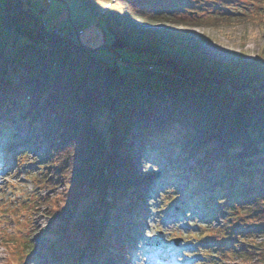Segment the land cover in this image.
I'll return each mask as SVG.
<instances>
[{
  "label": "trees",
  "instance_id": "16d2710c",
  "mask_svg": "<svg viewBox=\"0 0 264 264\" xmlns=\"http://www.w3.org/2000/svg\"><path fill=\"white\" fill-rule=\"evenodd\" d=\"M189 1L113 2L131 14L158 20L186 10ZM214 2L221 11L207 24L237 19L225 2ZM102 21L105 39L120 36L119 24L105 15ZM11 26L13 37L5 48L0 31V147L4 152L13 146L23 150L18 127H32L33 141L45 143L38 158L47 169L35 179L36 187L64 186L62 195L47 203L45 235L54 264H108L115 251L117 264H125L137 236L131 223H144L147 207L154 208L149 194L156 185H162L158 192L168 191L165 206L161 204L167 209L178 201L187 209L211 211L219 203L237 215L231 240L228 229L223 230L228 224L204 229L206 243H214L206 252L219 258L212 263L230 264V245L239 248L234 255L246 257L231 264H264V243L258 248L239 239L242 228L249 233L264 228V47L244 81L234 74L235 64L197 54L187 71L223 84L189 75L165 84L148 75L151 68L172 71L150 48L129 43L125 54L115 51L117 60L111 62L66 38L64 28V36L55 34L42 17L22 6L11 14ZM112 45L106 41L104 47ZM159 102L171 107L168 116L157 115ZM132 148L143 159L142 173L134 166ZM208 183L213 188L204 191ZM10 210L18 217L20 208ZM109 213L117 232L113 224H105ZM8 238L5 247L14 264L23 247L34 252L33 243L23 245L11 234Z\"/></svg>",
  "mask_w": 264,
  "mask_h": 264
},
{
  "label": "rangeland",
  "instance_id": "374dc122",
  "mask_svg": "<svg viewBox=\"0 0 264 264\" xmlns=\"http://www.w3.org/2000/svg\"><path fill=\"white\" fill-rule=\"evenodd\" d=\"M113 1L115 0H53L51 3H42L38 0L31 2L0 0V31L4 36L3 46L4 48L9 46V40L13 37L11 14L22 6L25 9L30 8L35 15L42 17L49 28L54 26L64 28L66 38L82 42L111 62L117 60L115 51L125 54L124 48L129 43L142 49L150 48L151 51H156L167 62L166 64L170 65L172 71L163 73V69L151 68L148 75L165 84L180 81L184 75H189L191 79L199 77V81L203 83L223 84V80L201 77L187 71L188 63L197 62L196 57L200 55L210 61L235 64L234 74L244 81L250 65L257 62V57L264 47V0H219L232 9L237 19L215 25L206 23L212 21L210 16L221 11L214 0H190L186 10L178 11L168 19L158 20L144 19L119 9ZM255 12H259L258 17L250 18ZM222 13H228V10L224 9ZM101 15L108 16L121 26L120 36L111 35V38L107 36L105 39V33L108 35V32L105 31V23L103 21L99 23ZM77 32L81 34L78 35ZM116 40L123 42V48L113 49V45L110 46L112 48L104 47L106 41L114 44ZM6 53L10 51L7 50ZM156 111L157 115L168 116L171 107L166 102H159ZM16 133L23 140V147L26 146L25 150L21 151L26 156L24 157L25 154L16 150L14 146L10 152L4 155L0 153V236L4 231L8 233L5 239L0 240V264H8L10 259V252L5 247L9 234L20 239L23 245L33 243L35 246L33 253L23 247L18 253L16 264L28 262L54 264L55 259H51L48 251L51 244L45 235V229L50 224L46 212L47 203L58 199L64 192V186L41 190L36 187L35 179L41 176L42 170L47 169V165L42 164L38 158L39 152L45 149V143L37 145L33 141V144H29L34 135L32 127L27 129L18 127ZM130 156L136 170L142 173L145 164L138 149L132 148ZM20 157H24L22 164L18 162ZM40 166L43 169H40ZM161 186H156L149 194V201L155 206L146 216L149 229L144 232L137 223H131L134 228L139 229L138 244H134L138 250L136 253L126 254L125 264H214L211 262L212 259L219 261V258L213 254L209 255L205 250L214 243H206L207 235L204 229L210 226L219 228L228 224L223 230L228 229L226 237L231 240L237 215L231 216L229 209L219 203L215 204L216 209L211 211H197L195 210L198 209L197 206L196 208L189 206L187 209L178 201L173 202V207L167 209L164 207L163 198L168 191L158 192ZM212 188L213 184L208 183L203 190L210 191ZM147 203L148 201L145 202L146 205ZM176 205L178 208L174 209ZM14 206L20 208L18 217L10 210L14 209ZM241 211L244 212L245 209ZM252 220L253 218L249 220L251 225ZM105 224H113L117 232L118 225H115L110 213L105 219ZM242 229L245 233L239 239L244 243L259 245L258 248L264 246V228L253 233H249L246 228ZM177 237L182 238L178 244L175 243ZM60 239L61 235L57 240ZM244 243L239 244L240 247ZM260 243L263 246H260ZM234 249L239 248L228 245L226 251L232 257L227 259L230 264L234 260L240 262L245 257L240 253L234 255ZM220 250L219 252L222 251ZM118 255L116 251L110 253L109 264H115ZM33 256L34 259L31 260Z\"/></svg>",
  "mask_w": 264,
  "mask_h": 264
},
{
  "label": "built area",
  "instance_id": "2783aa9c",
  "mask_svg": "<svg viewBox=\"0 0 264 264\" xmlns=\"http://www.w3.org/2000/svg\"><path fill=\"white\" fill-rule=\"evenodd\" d=\"M41 2H44V3H51L53 0H39ZM53 32L60 35V36H64V32L63 30L57 28V27H54L53 28Z\"/></svg>",
  "mask_w": 264,
  "mask_h": 264
},
{
  "label": "water",
  "instance_id": "95a60500",
  "mask_svg": "<svg viewBox=\"0 0 264 264\" xmlns=\"http://www.w3.org/2000/svg\"><path fill=\"white\" fill-rule=\"evenodd\" d=\"M123 46H124L123 42H121L120 40H116L114 42V44H113V49H115V48H123ZM179 240H180L179 238L176 239V244L179 243Z\"/></svg>",
  "mask_w": 264,
  "mask_h": 264
}]
</instances>
